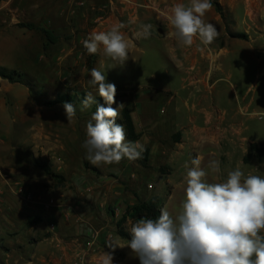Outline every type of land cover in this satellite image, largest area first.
<instances>
[{
  "label": "rangeland",
  "instance_id": "obj_1",
  "mask_svg": "<svg viewBox=\"0 0 264 264\" xmlns=\"http://www.w3.org/2000/svg\"><path fill=\"white\" fill-rule=\"evenodd\" d=\"M215 1L219 3L218 0ZM220 6L221 14L214 7L208 12L210 22L215 23L217 20L225 28L226 42L242 39L232 37L237 34L244 35L246 39L242 40H247L250 33H244L240 27L244 24L241 11L232 14ZM261 20L264 21V18ZM111 21L123 23L125 27L122 31L126 37L138 45L134 51L129 52V59L124 65H118L116 61L104 56L102 50L96 55H89L81 43L94 30H108L106 26ZM147 23L153 24L152 13H135L131 10L122 14L109 13L99 10L96 5H90L88 11L81 16L80 28L73 34L65 32L62 39L37 54L44 56L41 62L35 61L36 49L31 54L33 61L22 62L21 65L15 62L12 70L22 73L21 79L27 82L33 108L18 111L16 123L0 124V171H5L0 173V264H59L55 260L56 256L51 259L46 257L50 249L45 242L37 244L46 236L40 231L47 225L45 221L43 225H28L26 217H39L53 211L67 213L76 208L85 215L101 203L99 210H104L108 217L104 222V238L99 241L103 247L100 251L114 253L113 264H140L139 258L134 256L129 247H117L114 252L107 247L110 244L125 245L128 242L117 236L116 229V222L122 217L126 206H129L126 197L131 198L136 191H142L147 197H151L160 190L162 208H167L173 216L180 211L187 172L184 165L191 167L193 159L188 146L183 151L170 152L172 163L162 156L158 157L159 163H166L165 166L171 171L169 180L172 186L168 189L163 179L158 188L152 168L155 163L149 156L147 162H143L141 158L136 161L122 159L118 165L100 167L88 162L84 143L87 139L86 124L93 114L89 109L77 108L73 101L76 116L68 122L62 104L52 107L43 105L46 101H56L58 96L74 98L72 91L81 92L85 97L91 92L96 98L98 93L89 86L88 81L91 78L90 70L98 68L105 73L107 82L116 85L119 99L113 107L122 103L131 110L134 109L136 100L141 98L137 103L151 104L149 108L159 123L160 130L175 131L173 124H162L166 117L160 114L159 107L166 105V99L158 90L168 86L178 91V97L172 106L167 105L168 110L178 105L182 108L180 100L188 98L191 92L181 89L182 74L172 68L163 44L154 39L153 35L148 39L137 36L139 26ZM228 50L230 53L220 58L225 73L221 74L224 80L216 88L225 107L235 99L230 90L231 84L238 85L240 95L248 90L247 101L254 97L256 102L261 100L264 104V73H261V77H256L258 70L264 71V54L254 53L249 43L231 46ZM228 71L231 72L229 80L226 78ZM249 122L253 129L259 130L258 139L264 143V116L250 119ZM141 130L148 133L147 127ZM244 156L234 155L230 160L224 155L219 157V161L222 167L231 164L233 168L239 166L245 174L264 177V160L258 161L251 155L245 163ZM131 167L134 175L137 170L140 173L139 180H136L141 183L138 184L139 187L130 183L132 177L127 179L122 174L130 171ZM201 167L209 171L205 165ZM170 171L162 170L161 176ZM226 175L227 173L221 176L209 171L207 179L215 182L226 178ZM106 186H119L120 195H111L110 200H106L103 193ZM19 188L21 193L18 192ZM115 214H118L116 218ZM54 220L61 230L60 220ZM132 223L134 222L126 219L121 229L128 233L127 229ZM91 248H95L94 243ZM42 259H45L44 262ZM85 260H79L76 264H90Z\"/></svg>",
  "mask_w": 264,
  "mask_h": 264
},
{
  "label": "crops",
  "instance_id": "obj_2",
  "mask_svg": "<svg viewBox=\"0 0 264 264\" xmlns=\"http://www.w3.org/2000/svg\"><path fill=\"white\" fill-rule=\"evenodd\" d=\"M187 2L188 0H0V68L12 70L15 68V62L21 65L22 62L33 61L31 54L34 49L37 51L35 61L41 62L44 56L37 54L43 52L45 38L39 29L54 30L59 40L65 32L73 34L81 27V16L88 11L90 5H96L99 10H106L109 13L122 14L130 10L135 13H152L155 27L153 38L163 44L172 68L182 74L181 89L188 90L191 94L188 98L180 100L184 111L180 108L181 105L168 110L167 105L172 106L178 97V91L168 86L158 90L166 99V105L159 107L160 114L166 117L162 124L166 126L169 123L173 124L175 130L173 132L159 129V123L149 108L151 104L137 103L141 98L136 100L134 109L130 111L135 131L140 134L138 141L145 146L148 156L155 163L152 168L157 178V187L164 179L167 188L171 189L169 180L171 171L165 166L166 163H159V156L172 163L170 152L183 151L184 147L188 146L192 158L200 156L201 165L207 167L209 161L219 160L220 156L226 155L231 160L234 155H246L252 143L264 145L258 139L259 130L253 129L249 122L250 119L264 116L262 101L256 102L254 97L247 101L248 90L240 95L237 91L238 85L231 84L230 90L235 99L233 103L228 101L229 104L225 107L216 90L218 83L224 80L221 74L225 73L220 58L230 53L228 48L249 43L254 53L264 54V21L261 20L264 18V0H218L229 13L241 11L244 24L240 27L244 33L251 34L247 40L231 39L226 42L225 28L220 26L217 20L215 23L210 22L207 13L204 20L216 26L218 38L207 47L197 40L191 47L182 48L169 36L172 28L163 13L175 3ZM246 21L248 23H245ZM116 22H108L106 28ZM22 24L33 25L37 29L28 30L21 27ZM132 44L130 51H134L138 46ZM261 73L264 71L258 70L256 77H261ZM226 74L229 80L231 72L228 71ZM32 108L33 101L26 87L10 83L0 77V124L16 123L18 111ZM144 127L148 128V133L141 130ZM174 134L178 136L174 138ZM234 168L231 164L221 166L219 174L224 176L228 170ZM162 170L170 172L161 176ZM2 172L5 173L0 171ZM122 174L127 179L133 178L130 182L132 185L139 187L138 184H141L136 181L140 175L138 170L134 175L131 167L130 171ZM150 187L149 184L148 188ZM103 190L106 200H110L111 195L115 197L121 193L119 186H106ZM159 192L160 190H157L152 196L161 198ZM126 198L131 206L137 199L147 200L150 197L142 191H136L131 198L128 196ZM99 207L94 206L93 211L85 215L76 208L67 213L53 211L39 216L41 224L43 225L45 221L47 225L40 230L46 236L37 244L42 242L47 244L50 251L46 253V257L51 259L56 256L55 260L59 264H76L79 260L85 259L90 264H97V258L104 252L100 251L103 247L99 241L104 238V222L108 217L104 210H99ZM117 216L118 214H115V218ZM54 218L60 220L61 230ZM51 222L54 224H48ZM33 228L32 226L31 229ZM90 240L95 244L94 249L91 248L93 243H90Z\"/></svg>",
  "mask_w": 264,
  "mask_h": 264
},
{
  "label": "clouds",
  "instance_id": "obj_3",
  "mask_svg": "<svg viewBox=\"0 0 264 264\" xmlns=\"http://www.w3.org/2000/svg\"><path fill=\"white\" fill-rule=\"evenodd\" d=\"M212 8V0L173 4L163 13L172 28L169 36L182 48L191 47L197 40L210 46L219 36L216 26L204 20ZM124 27L116 22L106 31L94 30L81 43L89 55L102 50L104 56L124 65L133 47L122 31ZM154 32L153 24H141L137 36L148 39ZM90 77L89 86L104 103L98 104L91 92L82 102L83 108L96 104L86 124V159L100 167L142 158L145 146L127 140L124 125L117 123L124 105L113 107L116 85L107 82L98 68L90 70ZM63 108L71 122L76 108L70 103H64ZM190 163L191 167L184 165L187 172L180 211L173 216L161 208L158 217L139 218L127 229L131 236L127 244L107 247L113 252L117 247H129L140 264H264V177L245 174L237 166L227 171L226 178L209 182V171L221 172L220 161H209V171L201 167L200 156ZM113 259L112 252L104 251L97 264H113Z\"/></svg>",
  "mask_w": 264,
  "mask_h": 264
},
{
  "label": "trees",
  "instance_id": "obj_4",
  "mask_svg": "<svg viewBox=\"0 0 264 264\" xmlns=\"http://www.w3.org/2000/svg\"><path fill=\"white\" fill-rule=\"evenodd\" d=\"M212 3L215 11L221 14L222 8L220 4L217 3L215 0ZM20 26L28 30L37 29L33 25H29V24H22ZM39 30L42 32L45 38L43 49L48 48L50 45H54L58 41L59 36L56 34L54 30H50V29H39ZM232 37L246 39V37L242 34H237ZM0 77L2 79L7 80L10 83L21 84L25 86L27 89L29 88L27 82L21 79L22 73H17L14 70L0 68ZM72 93H74V98L66 97V96L64 98V96H58V99L56 101H46L44 102L43 105L47 107H52L56 104H62V105H64V103L72 104L73 101H75V107L77 108L80 107V109H83L82 102L85 99V96L81 92L72 91ZM95 99L98 104L104 103L103 99L99 96H97ZM118 99L119 96L116 95L115 100L117 101ZM86 109H89L90 112L94 113V111L96 110V104H92ZM117 123L124 125L127 134V140L129 141L139 140L140 134L135 131L134 123L131 116V111L127 106H124L121 109V114L119 119L117 120ZM177 136L178 134L173 135L174 138ZM251 155H253L256 159H258V161L264 160V146L256 143H252L249 146V150L247 154L243 157V161L247 163ZM147 157H148V151L145 149V151L142 154L141 160L143 162H147ZM161 208H162V200L158 196H152L147 200L137 199V201L134 204L126 207L124 214L116 222L117 236L123 239L130 240L131 239L130 234L121 229V225L124 223V221L126 219H129L135 223L139 218L142 217H149V218L158 217ZM39 223H41V219L39 217H33V216L26 217V224L28 225H34Z\"/></svg>",
  "mask_w": 264,
  "mask_h": 264
},
{
  "label": "built area",
  "instance_id": "obj_5",
  "mask_svg": "<svg viewBox=\"0 0 264 264\" xmlns=\"http://www.w3.org/2000/svg\"><path fill=\"white\" fill-rule=\"evenodd\" d=\"M21 191H22L21 188H19V189H18V192L21 193ZM52 203H53V201L51 200V201H50V204H52Z\"/></svg>",
  "mask_w": 264,
  "mask_h": 264
}]
</instances>
